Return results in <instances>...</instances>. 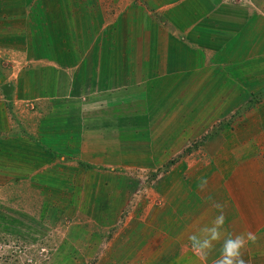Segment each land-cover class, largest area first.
Returning a JSON list of instances; mask_svg holds the SVG:
<instances>
[{
	"label": "crops",
	"instance_id": "0c3cea01",
	"mask_svg": "<svg viewBox=\"0 0 264 264\" xmlns=\"http://www.w3.org/2000/svg\"><path fill=\"white\" fill-rule=\"evenodd\" d=\"M2 1L0 218L31 236L22 215L42 213L66 261L88 251L96 264H202L188 237L220 203L224 235L253 233L243 257L264 264V0ZM259 94L243 112L256 156L222 153L227 170H207L183 205L155 183L119 218L130 172L174 155L169 125L191 139L202 131L192 108L223 116Z\"/></svg>",
	"mask_w": 264,
	"mask_h": 264
},
{
	"label": "rangeland",
	"instance_id": "374dc122",
	"mask_svg": "<svg viewBox=\"0 0 264 264\" xmlns=\"http://www.w3.org/2000/svg\"><path fill=\"white\" fill-rule=\"evenodd\" d=\"M2 2L0 0V4ZM8 17L4 16L5 19ZM260 95L251 97L244 107H231L229 112L223 116H217L216 108L215 110L207 107L192 108L190 118L198 119L197 124H200L202 131L191 139H185L184 136L190 128L177 131L174 124L169 125V129L164 133L165 143L169 146L172 144L174 155H165L166 158L162 165L154 170L130 172L131 182L127 189L128 202L119 218H123L126 208L128 211L131 210L138 199L144 198L146 201L151 194L149 189L155 183L163 185L160 191L168 204L173 205L174 201L180 204L184 198L194 199L196 195H199L198 184L201 178L205 177L207 170L214 171L219 175L223 174L227 170V158L229 166L230 155H233L237 148L236 153L242 155L235 156L238 160L256 156L260 150L256 148L253 133H251L254 124H248L253 118L251 119V115L243 114V112L252 101L255 102L259 99ZM27 106L30 107V104ZM213 110L215 111L213 121L210 124L202 123ZM173 131L175 132L173 133ZM225 146H231V149L228 152V149L222 151ZM222 153L230 155H225L224 159ZM118 190L120 192L122 189L118 188ZM201 198L205 202L204 196ZM5 215H7L6 219L0 218V264H96L95 252H76L73 258L67 261L62 256L63 253L55 252V242L52 241L55 239L47 235V231H43L45 219H43L42 213H40L39 219H37L36 213L22 215V228L26 231L28 229V233L32 231L33 235L31 236L16 232L12 215L7 211ZM194 221L198 220L189 222L193 223Z\"/></svg>",
	"mask_w": 264,
	"mask_h": 264
},
{
	"label": "clouds",
	"instance_id": "9594fccd",
	"mask_svg": "<svg viewBox=\"0 0 264 264\" xmlns=\"http://www.w3.org/2000/svg\"><path fill=\"white\" fill-rule=\"evenodd\" d=\"M206 187L207 180L201 178L198 189L204 191ZM214 207L220 210V214L215 217L210 226L206 225L188 237L191 249L202 264H207L209 256L215 249L216 242L223 240L219 256L212 261V264H247L243 252L250 242L255 241L254 234L248 232L235 236L231 234L225 236L222 232L225 225L223 206L220 203H215Z\"/></svg>",
	"mask_w": 264,
	"mask_h": 264
}]
</instances>
